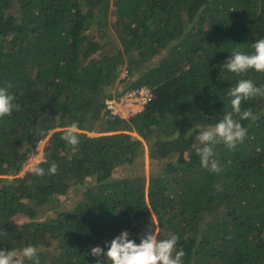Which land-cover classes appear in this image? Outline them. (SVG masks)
I'll use <instances>...</instances> for the list:
<instances>
[{
    "label": "trees",
    "instance_id": "1",
    "mask_svg": "<svg viewBox=\"0 0 264 264\" xmlns=\"http://www.w3.org/2000/svg\"><path fill=\"white\" fill-rule=\"evenodd\" d=\"M261 38L264 0H0V87L20 105L0 118V250L96 264L93 247L151 230L179 236L184 264H264V97L241 104L257 117L240 121L244 141L215 146L220 172L194 144L239 80L264 85V72L223 69ZM142 86L153 98L139 112L107 108ZM41 139L45 175L18 174Z\"/></svg>",
    "mask_w": 264,
    "mask_h": 264
},
{
    "label": "clouds",
    "instance_id": "2",
    "mask_svg": "<svg viewBox=\"0 0 264 264\" xmlns=\"http://www.w3.org/2000/svg\"><path fill=\"white\" fill-rule=\"evenodd\" d=\"M252 53H245L239 48L231 52L224 62L223 69L236 74L254 69L264 72V38L256 40ZM11 83L6 87H0V118L11 116L13 111H19L20 105L14 103L15 97L9 93ZM228 95L231 97V111L226 112L222 119L214 125L204 128L195 135L196 154L200 157L204 168L213 172L222 169L215 156V146L225 145L228 149H234L238 143H242L247 135V129L240 123L241 120H255L257 117L249 110H242L241 104L253 97H264V85L257 87L251 79H241L236 86L231 87ZM71 147L79 144L78 124L72 123L63 132L62 137ZM36 176L45 175V169L34 165L30 169ZM49 174H56L58 165L53 161L47 170ZM6 234V232L4 233ZM3 234H0L2 236ZM179 236L171 233L168 238L159 239L156 231L145 234L139 243L131 238V233L122 231L110 242H106L107 251L102 247H93L90 255L97 258L96 264H184L183 248L177 250ZM25 259L33 264H40L38 249L35 246H26L20 252L15 250H0V264H25Z\"/></svg>",
    "mask_w": 264,
    "mask_h": 264
},
{
    "label": "built area",
    "instance_id": "3",
    "mask_svg": "<svg viewBox=\"0 0 264 264\" xmlns=\"http://www.w3.org/2000/svg\"><path fill=\"white\" fill-rule=\"evenodd\" d=\"M152 98L153 90L151 87L142 86L139 88L127 89L120 95L106 98V105L113 114L129 117L142 110L145 104ZM44 142L45 139H41L40 143L44 144ZM43 158L44 157H42V159Z\"/></svg>",
    "mask_w": 264,
    "mask_h": 264
},
{
    "label": "rangeland",
    "instance_id": "4",
    "mask_svg": "<svg viewBox=\"0 0 264 264\" xmlns=\"http://www.w3.org/2000/svg\"><path fill=\"white\" fill-rule=\"evenodd\" d=\"M112 43V42H111ZM125 70H123V73L121 76L125 75ZM132 79V78H131ZM130 79V80H131ZM94 133V132H91ZM136 133V132H134ZM42 157H44V153H43V144L40 143L37 146V152H35L30 158L29 160L25 163L24 167L22 168V170L18 173V174H23L27 169H31L37 162H39ZM143 161L146 163L147 168L149 167V155H148V148H147V144H146V149L144 152V156H143ZM149 170V169H148ZM147 170V174L149 173V171ZM17 174V175H18ZM15 174H9V175H4V177H15ZM21 219L26 218L25 216H20Z\"/></svg>",
    "mask_w": 264,
    "mask_h": 264
}]
</instances>
